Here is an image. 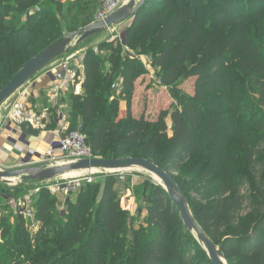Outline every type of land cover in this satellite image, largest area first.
<instances>
[{"label":"trees","instance_id":"16d2710c","mask_svg":"<svg viewBox=\"0 0 264 264\" xmlns=\"http://www.w3.org/2000/svg\"><path fill=\"white\" fill-rule=\"evenodd\" d=\"M74 3L64 10L61 0H0V91L64 37L63 27L74 33L90 25L102 7L100 0ZM99 49L108 54L85 52L83 94L71 91L62 101L69 130L81 127L96 158L146 159L173 178L188 167L200 195L212 200L193 212L186 198L206 234L217 246L223 241V256L230 264H264V0H146L125 44L105 41ZM141 56L151 59L174 95L181 79L194 80L193 94H181L179 106L154 121L132 113ZM121 101L127 117L117 122ZM22 131L40 133L26 125ZM120 184L108 178L97 206L99 185H82L64 215L56 213L60 197L43 187L36 248L21 215L2 235L0 264H212L157 184L144 186L148 227L128 235Z\"/></svg>","mask_w":264,"mask_h":264},{"label":"rangeland","instance_id":"374dc122","mask_svg":"<svg viewBox=\"0 0 264 264\" xmlns=\"http://www.w3.org/2000/svg\"><path fill=\"white\" fill-rule=\"evenodd\" d=\"M75 1L76 0H61L64 10H66L71 5H74ZM102 1L103 0H100V3ZM125 1L127 2L128 0ZM74 20L75 19L73 18L72 23L70 24H73ZM131 23L132 21L107 30L105 33L85 41L84 46H80V44L73 46L70 55L75 54L76 51L84 49L86 51L92 49L96 52L97 55L104 56L108 54V52H104L99 49L100 44L105 41L111 42L116 39L124 42L126 39V29ZM63 30L65 31V34L63 36L71 34V32H67L65 27H63ZM140 59L143 63V70L141 71L139 79L136 82V92L134 94L132 103V113L133 116L137 119L144 117L146 120L154 121L158 118L160 113L165 111L172 112L176 107H178L181 94H193L194 80L181 79L179 81V84L174 86L176 91V94L174 95L169 87L164 85L161 81V75L158 73V70L152 66L151 59H149L147 56H141ZM58 62L59 60L57 59L53 63L55 65ZM186 66L187 69L191 68L190 63H187ZM44 70L37 74L34 78H32L30 82L25 85V88L21 91V94L24 92L30 93L29 102L33 105V109L37 115H41L44 111L49 112V118L44 121L46 128L37 130L40 132L39 135L42 136L43 140L45 135H48L50 133H61V127L58 121H60V119L63 117L69 123L68 113H70L68 105L62 102L63 99L60 101V103H63L65 105L64 110L60 108L54 109L53 105H51L48 93L55 83L48 88H45L44 90L38 87L40 84V78L43 77L44 74H46V71L44 72ZM51 76L53 75H48L47 77L50 78ZM118 83L119 81L117 82V84ZM18 94L19 93H17L16 95ZM18 98L19 95L16 97V99L10 100L8 104L13 105V102ZM121 105L122 107L119 111L117 122L123 120L122 116L124 114L125 118L127 117V104L125 103V101H121ZM4 115V112L0 113V171L25 170L42 166L39 163L42 161V156L48 151L47 146L40 145V147L37 148L32 147L33 144L29 141V136L24 133H20L23 126L26 125L30 128L31 125L25 124L19 127L16 124L7 121L4 118ZM170 118L171 117L167 119L169 129H171L172 126ZM5 123L10 126L7 127ZM77 127L80 128L78 124ZM12 131H14V134H17L19 136L16 138L12 137L13 139L9 138L8 136H10ZM24 135L26 137H23ZM18 143L23 146L20 147L23 148V151L21 152L16 149V145ZM30 147H32L37 153L31 155L28 154V150L30 149ZM189 171L190 169L186 167L182 173L174 174V178L180 184V187H182V190L186 194V197L189 198L193 212H195L194 207L198 205L204 206L212 199L211 197H207L210 198V200L207 198L204 199L202 195H200L199 183L196 182V177ZM84 176H86V173H71L61 178L72 180L83 178ZM110 177H115V175H112L111 173H101L95 171L92 172V175L87 177V180L91 179L92 182L86 180L83 183V185H99L98 191L94 192V198L96 202L95 206H97L99 199L101 198V193L106 180ZM60 180L61 179H59V181ZM56 181H58V179L43 182H25L17 179L10 184L4 182L3 180H0V245L3 243L2 235L6 231V226L8 225L13 227L16 224L17 218L22 215L26 222V228L29 232V240L31 242L32 248H36L37 235L41 230V224L36 217L42 194L40 190L49 184L56 183ZM147 183L163 186L158 178L142 170H129L127 172L126 181L117 186V196L120 199L123 210L127 211L129 216V230L127 231L128 235L132 231L134 232L136 230L148 227V225L146 224L148 211L144 200V186ZM77 195L78 192L71 195L69 198H63L60 195V198L57 199L58 203L56 205V213H62V215H64L65 212L68 211V205L76 202ZM92 210L93 211L89 214V218L95 217V207H92ZM28 213L31 214L30 217H28ZM236 228L237 226H235L234 228L232 227L230 229H226V231H224L222 235L225 236L230 232L234 233ZM51 230L52 229H50L49 231L46 230L44 234L48 233V235H51ZM180 241H185V239L182 238ZM222 242L223 241L218 244L219 247L222 246ZM196 257H198L196 251L188 253V258L191 259L192 262H194ZM224 259L227 264H230L225 256Z\"/></svg>","mask_w":264,"mask_h":264},{"label":"water","instance_id":"95a60500","mask_svg":"<svg viewBox=\"0 0 264 264\" xmlns=\"http://www.w3.org/2000/svg\"><path fill=\"white\" fill-rule=\"evenodd\" d=\"M145 3L146 0H128L117 12L110 15L105 20L93 22L51 44L36 57L29 60L13 79L0 91V108L37 74L60 57L69 54L73 46L82 44L83 42L101 35L114 27L133 21L136 14ZM123 43L125 44V41ZM23 137L26 136L24 135ZM41 139V135L31 137L30 142H38ZM93 170L101 171V173L142 170L158 178L163 185L161 187L168 193L172 203L176 207L184 227L192 233L197 241L203 246L211 263L227 264L220 248L196 221L184 192L177 185L172 175L149 160L131 157L116 160L93 158L66 165L40 166L15 171H0V180L10 184L17 179L25 182H43L58 179L71 173H85L92 172Z\"/></svg>","mask_w":264,"mask_h":264},{"label":"built area","instance_id":"2783aa9c","mask_svg":"<svg viewBox=\"0 0 264 264\" xmlns=\"http://www.w3.org/2000/svg\"><path fill=\"white\" fill-rule=\"evenodd\" d=\"M125 0H103L102 7L98 14L95 16L94 22L105 20L110 15L117 12L124 4ZM84 56L80 54H66L60 57L59 62L54 65L52 63L49 65L44 72L46 75H53L55 78L54 86L49 90L48 96L51 105L54 108H62L60 101L66 97L68 93L73 91L76 95H82L78 92V89L82 87L84 81ZM122 81L118 83L115 87L120 93ZM25 86L17 93H19V98L13 102V105L8 104L10 100L16 99L18 95H14L9 100H7L0 108V113L4 112V118L21 127L25 124L31 125L35 130L45 129V123L49 118V112L44 111L41 115H37L33 109V105L30 104V93H22L21 91ZM63 114V113H62ZM61 125L62 135L59 142L55 146H52L48 151L42 156V161L39 163L42 166H57L66 165L71 163H76L81 160L93 159L94 157L91 148L87 144L86 136L82 133L81 127L75 131H70V124L65 118H61L58 121ZM23 148H19V152L23 151ZM29 149V148H27ZM37 153L34 150L29 149L28 154ZM128 171L122 172H107L115 175L117 180L122 183L126 181ZM86 176L79 179L65 180L58 178V181L54 184H49L45 186L52 195L63 196V198H69L71 195L78 192L83 183L87 180V177L92 175V172H85ZM90 173V174H89ZM89 175V176H88ZM94 175V174H93ZM59 179H61L59 181ZM87 181L92 182L91 179ZM30 217V213L27 214Z\"/></svg>","mask_w":264,"mask_h":264},{"label":"crops","instance_id":"0c3cea01","mask_svg":"<svg viewBox=\"0 0 264 264\" xmlns=\"http://www.w3.org/2000/svg\"><path fill=\"white\" fill-rule=\"evenodd\" d=\"M85 52H86L85 49H84V50H79V51H76V54H80V55L82 54V55H84ZM47 76H48V75L44 74V76L40 78V84H39L38 87L41 88L42 90H44L45 88H48L49 86H51V85H53L54 83H56V82H55V78H54V76H51L50 78L47 77ZM78 92H81V94L83 93L82 87L78 89ZM125 103H126V102H125ZM121 107H122V105H121ZM62 108H63V110L65 109V105H64V104H62ZM126 116H127V114H126ZM122 117H123V119H125V114H124ZM5 124H6V123H5ZM5 124H4V125H5ZM6 126L9 127L10 125L6 124ZM60 127H62V126L60 125ZM7 131H8V129H7ZM14 131H15V130H14ZM14 131H12V133L10 134V136H8L9 138H12V137L16 138V137L19 136V135H17V134H14ZM10 132H11V131H10ZM15 132H16V131H15ZM20 133L23 134V131L21 130ZM61 135H62V132H61V133H58V134H52V133H50V134H48V135H45L44 140L41 139V140L38 141V142H31V143L33 144L32 147H36V148H37V147H40V145H41V146H47V148L49 149V148H51L52 146H55L57 142H59V139H60ZM12 139H13V138H12ZM29 139H30V137H29ZM29 141H30V140H29ZM15 144H16V143H15ZM21 146H22V145H21L20 143H18V144L16 145V149H19ZM22 147H23V146H22ZM32 147H30V149H31V150H34ZM18 151H19V150H18Z\"/></svg>","mask_w":264,"mask_h":264},{"label":"bare ground","instance_id":"6f19581e","mask_svg":"<svg viewBox=\"0 0 264 264\" xmlns=\"http://www.w3.org/2000/svg\"><path fill=\"white\" fill-rule=\"evenodd\" d=\"M95 171H97V170H93L92 172H95ZM97 172H101V171H97ZM76 173H82V172H76ZM82 174H84V173H82ZM92 174V173H91ZM65 180H68L67 178H64Z\"/></svg>","mask_w":264,"mask_h":264}]
</instances>
